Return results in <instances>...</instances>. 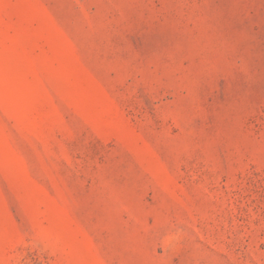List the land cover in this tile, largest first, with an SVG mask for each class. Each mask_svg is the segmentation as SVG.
<instances>
[{
  "label": "rangeland",
  "instance_id": "1",
  "mask_svg": "<svg viewBox=\"0 0 264 264\" xmlns=\"http://www.w3.org/2000/svg\"><path fill=\"white\" fill-rule=\"evenodd\" d=\"M0 264H264V0H0Z\"/></svg>",
  "mask_w": 264,
  "mask_h": 264
}]
</instances>
